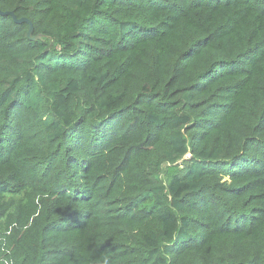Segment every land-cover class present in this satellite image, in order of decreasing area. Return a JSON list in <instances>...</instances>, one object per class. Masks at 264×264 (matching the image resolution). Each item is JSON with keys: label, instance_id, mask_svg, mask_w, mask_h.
Segmentation results:
<instances>
[{"label": "trees", "instance_id": "trees-1", "mask_svg": "<svg viewBox=\"0 0 264 264\" xmlns=\"http://www.w3.org/2000/svg\"><path fill=\"white\" fill-rule=\"evenodd\" d=\"M0 10V264H264V0Z\"/></svg>", "mask_w": 264, "mask_h": 264}, {"label": "water", "instance_id": "water-1", "mask_svg": "<svg viewBox=\"0 0 264 264\" xmlns=\"http://www.w3.org/2000/svg\"><path fill=\"white\" fill-rule=\"evenodd\" d=\"M0 14L10 15L16 23H22V22L28 23V37H29V39H35L36 38V37H33L31 35L32 34V24L29 21V19H27L26 17L17 18L16 15L12 11H1L0 10Z\"/></svg>", "mask_w": 264, "mask_h": 264}, {"label": "rangeland", "instance_id": "rangeland-1", "mask_svg": "<svg viewBox=\"0 0 264 264\" xmlns=\"http://www.w3.org/2000/svg\"><path fill=\"white\" fill-rule=\"evenodd\" d=\"M179 162H180V161H179ZM166 165H167V164H164V165L162 166V169H161L160 174H159V177H160V179H162V180H164V169L166 168Z\"/></svg>", "mask_w": 264, "mask_h": 264}]
</instances>
